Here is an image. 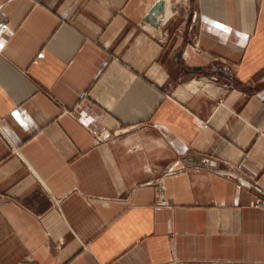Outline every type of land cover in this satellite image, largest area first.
I'll return each instance as SVG.
<instances>
[{
  "label": "crops",
  "instance_id": "0c3cea01",
  "mask_svg": "<svg viewBox=\"0 0 264 264\" xmlns=\"http://www.w3.org/2000/svg\"><path fill=\"white\" fill-rule=\"evenodd\" d=\"M257 198L264 0H0V264H264Z\"/></svg>",
  "mask_w": 264,
  "mask_h": 264
},
{
  "label": "built area",
  "instance_id": "2783aa9c",
  "mask_svg": "<svg viewBox=\"0 0 264 264\" xmlns=\"http://www.w3.org/2000/svg\"><path fill=\"white\" fill-rule=\"evenodd\" d=\"M101 137L103 138L104 135H102ZM105 137H106V135H105ZM253 204L264 206V199L263 198H257L253 201Z\"/></svg>",
  "mask_w": 264,
  "mask_h": 264
},
{
  "label": "water",
  "instance_id": "95a60500",
  "mask_svg": "<svg viewBox=\"0 0 264 264\" xmlns=\"http://www.w3.org/2000/svg\"><path fill=\"white\" fill-rule=\"evenodd\" d=\"M180 54H181V51L178 53V55H180ZM193 69H196V70H197V69H199V68L196 67V68H193Z\"/></svg>",
  "mask_w": 264,
  "mask_h": 264
}]
</instances>
